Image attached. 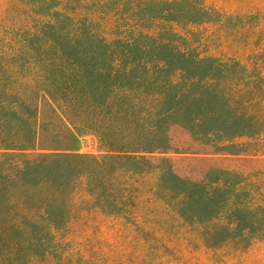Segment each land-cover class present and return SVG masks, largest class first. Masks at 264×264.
I'll use <instances>...</instances> for the list:
<instances>
[{
  "label": "trees",
  "instance_id": "obj_1",
  "mask_svg": "<svg viewBox=\"0 0 264 264\" xmlns=\"http://www.w3.org/2000/svg\"><path fill=\"white\" fill-rule=\"evenodd\" d=\"M10 2L19 13L7 17L4 9L0 18V147L35 142L68 153L92 131L110 151L77 155L78 171L69 173L49 166L28 177L20 168L32 164L16 167L18 201L4 209L21 217L22 228L59 239L99 214L141 236L175 234L176 264H185L183 249L222 262L264 240V47L249 62L179 47L192 38L189 27L205 24L246 45L261 11L204 0ZM106 14L122 28L110 39L97 29ZM164 49L193 59L194 68ZM171 126L210 154L253 165L180 176L166 155ZM47 130L64 131L68 141L42 147Z\"/></svg>",
  "mask_w": 264,
  "mask_h": 264
},
{
  "label": "rangeland",
  "instance_id": "obj_2",
  "mask_svg": "<svg viewBox=\"0 0 264 264\" xmlns=\"http://www.w3.org/2000/svg\"><path fill=\"white\" fill-rule=\"evenodd\" d=\"M204 1L207 5L227 11L259 10L261 21L245 39L246 45H243L242 37L233 38L220 31L215 25L205 24L193 27L194 29L189 27L194 34L189 41L180 40L179 47L186 51L193 50L199 55H215L224 59L235 58L248 62L256 59V55L252 57L250 54L264 47V0ZM4 9L11 15L7 17L15 15L17 17L19 13V7L10 0H0V18L3 17L1 12ZM114 18L110 14L103 15L97 25L98 32L109 39L117 31L122 30L120 26H116L117 21ZM189 28L186 27L185 31L188 32ZM154 29L155 27L152 31ZM174 29L178 27L174 26ZM2 45L0 41V47ZM169 49H164L163 54L174 58L176 63L185 70L194 68L193 59L186 57L178 59L176 56L179 54H176L174 49L171 51ZM205 66L210 67V62L206 61ZM80 135L78 145L74 151L68 152L70 154L60 150H40L38 149L40 146L35 142L27 145L12 144L6 149L0 147V167L4 169L3 176H0V264H32L33 260H36L35 264H176L173 261L175 256L171 245L179 244L180 240L175 238V234L173 236L167 232L162 234L157 230L149 235L141 236L139 233L128 231L125 226L110 218H103L98 214L90 223L77 224L76 228H72L68 233L65 232L63 234L65 236L58 239L48 237L42 231L32 235L28 228H22L20 216H14L13 213L6 211L10 208L9 206L18 201V199L13 200L16 195L13 191L14 184L11 182L17 174L16 167H23L25 163L32 164L28 165L29 167H23L24 169L20 168L21 172L28 177L43 167L49 168V166L63 168L62 171L69 173V169L78 171L74 170L77 167V155L100 157L110 152L95 132L82 131ZM169 137L170 149L166 155L171 158L173 167L180 176L200 178L204 170L211 165L242 171L253 165L246 158L210 154L209 149L193 142L178 126L170 127ZM42 141V147L53 145L60 147L68 141V137L64 131L55 137L51 130H47L44 132ZM66 153L70 157L66 156ZM66 201L70 203L71 199L68 197ZM5 207L7 208L4 209ZM182 254L186 259L185 264H264V240L255 242L245 251L231 254L222 262L211 258L207 251L183 249Z\"/></svg>",
  "mask_w": 264,
  "mask_h": 264
}]
</instances>
